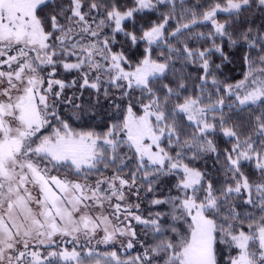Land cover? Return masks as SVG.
Returning <instances> with one entry per match:
<instances>
[{
  "label": "snow or ice",
  "instance_id": "snow-or-ice-1",
  "mask_svg": "<svg viewBox=\"0 0 264 264\" xmlns=\"http://www.w3.org/2000/svg\"><path fill=\"white\" fill-rule=\"evenodd\" d=\"M0 264H264V0H0Z\"/></svg>",
  "mask_w": 264,
  "mask_h": 264
},
{
  "label": "trees",
  "instance_id": "trees-1",
  "mask_svg": "<svg viewBox=\"0 0 264 264\" xmlns=\"http://www.w3.org/2000/svg\"><path fill=\"white\" fill-rule=\"evenodd\" d=\"M153 19L155 17H152ZM206 30V29H205ZM225 74L230 78L229 82H234L235 80H238L242 77V64L239 61V58L237 57L234 60V63L231 65H228L225 68ZM100 251H105V247L103 245L99 246ZM132 255H135V251L131 252Z\"/></svg>",
  "mask_w": 264,
  "mask_h": 264
}]
</instances>
